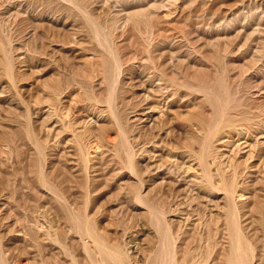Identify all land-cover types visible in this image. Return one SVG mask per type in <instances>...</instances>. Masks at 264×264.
I'll return each mask as SVG.
<instances>
[{
    "label": "rangeland",
    "instance_id": "rangeland-1",
    "mask_svg": "<svg viewBox=\"0 0 264 264\" xmlns=\"http://www.w3.org/2000/svg\"><path fill=\"white\" fill-rule=\"evenodd\" d=\"M0 264H264V0H0Z\"/></svg>",
    "mask_w": 264,
    "mask_h": 264
}]
</instances>
